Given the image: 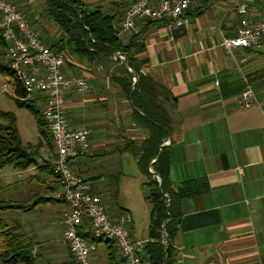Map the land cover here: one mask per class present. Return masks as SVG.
<instances>
[{"label": "crops", "instance_id": "obj_1", "mask_svg": "<svg viewBox=\"0 0 264 264\" xmlns=\"http://www.w3.org/2000/svg\"><path fill=\"white\" fill-rule=\"evenodd\" d=\"M14 1L47 45L65 40L46 16L43 1ZM84 1L90 9L99 7L123 20L135 0ZM260 19V0H194L180 21L141 20L132 33L122 35L124 42L139 36L141 49L135 58L141 72L177 100L175 106L161 98L173 122L167 141L170 180L181 196L174 264H264V41L233 55L222 45V37H235L243 20ZM115 66L105 68L67 57L66 74L83 77L90 85L86 95L73 91L66 97L69 125L91 131L90 152L72 168L100 193L110 218L128 215L134 239L146 244L151 225L150 179L129 145L139 146L148 132L135 123L131 99L114 82ZM249 86L256 102L240 109L238 99ZM52 149L53 162L57 158L53 142ZM5 169L0 170L2 196L13 202L33 197V178L45 199L57 184L39 161L26 171ZM43 176L52 183L46 184ZM142 200L149 211L145 223L135 210ZM66 210L64 203L39 200L31 210L9 212L8 219L20 224L32 242L49 243L61 240ZM108 253L105 242H98L93 257L99 264H109Z\"/></svg>", "mask_w": 264, "mask_h": 264}, {"label": "trees", "instance_id": "obj_2", "mask_svg": "<svg viewBox=\"0 0 264 264\" xmlns=\"http://www.w3.org/2000/svg\"><path fill=\"white\" fill-rule=\"evenodd\" d=\"M9 1L17 5L16 1ZM41 1L47 9L46 16L65 36V40L57 43L54 49L64 51L67 57L76 56L91 63H99L105 68L108 64L121 65L119 74L114 75L113 80L131 99L135 123L148 132V137L139 146H135L134 143L129 145L132 147L131 150L138 160L142 173L150 179L147 184V200L152 207L150 241L146 243L144 259L146 264H163L167 248L164 235L166 232L170 243L168 264H174V242L181 216V196L173 189L170 180L171 159L168 147H164L160 152L161 146L169 140L173 130L171 115L161 98L172 100L175 106L177 100L170 91L141 72L140 63L135 58L136 53L141 49L140 38L134 35L128 42L123 41L119 30L122 16L107 14L99 7L90 9L84 0ZM160 22L174 21L165 19L158 23ZM7 49V43L0 30V58H4V61H0V74L13 87L15 93L12 97L16 106L19 109L28 110L33 115L40 139H47L49 134L44 128L47 124L35 106L38 102L24 100L26 94L11 69L7 59ZM117 53L128 57L129 67L139 78L135 86L134 78L126 70L123 61L120 58L114 61ZM0 120L3 121L0 123V170L7 167L27 170L37 165L35 147L23 144L16 115L12 112L0 111ZM155 160L156 162L152 164ZM150 167L160 177L161 184L150 171ZM46 170L50 171L57 181L56 187L51 189L53 193L60 188L58 178L53 166L49 165ZM121 176V174L117 176V181ZM2 190L0 183V264H45L44 257L35 253V245L22 231L21 225L8 219L9 212L29 210L31 207L8 200L2 196ZM40 200L48 202L52 199L41 198ZM79 234L89 242L94 241L88 219L84 220ZM98 242H105L107 245L109 264H124L114 242L106 240ZM69 264H77V262L74 259V262Z\"/></svg>", "mask_w": 264, "mask_h": 264}, {"label": "built area", "instance_id": "obj_3", "mask_svg": "<svg viewBox=\"0 0 264 264\" xmlns=\"http://www.w3.org/2000/svg\"><path fill=\"white\" fill-rule=\"evenodd\" d=\"M193 2L135 0L126 9L119 26L120 35L132 33L141 20L152 23L165 19L180 21ZM260 4V20H243L235 37H222V45L229 54L257 47L264 41V0H260ZM0 30L8 46L7 59L11 69L26 94L24 100L44 104L42 117L57 152L53 168L60 185L52 199L67 206L62 243L68 247L77 264H99L93 253L100 240L114 242L124 264H146V244L134 239L130 217L121 214L116 220L110 218L100 194L72 168L76 160L90 152L91 131L69 125L65 102L73 91L81 95L89 93L88 81L66 74V53L47 45L29 19L9 0H0ZM255 102L254 90L249 86L238 99V106L247 109ZM85 219L90 221L93 242L79 234Z\"/></svg>", "mask_w": 264, "mask_h": 264}, {"label": "rangeland", "instance_id": "obj_4", "mask_svg": "<svg viewBox=\"0 0 264 264\" xmlns=\"http://www.w3.org/2000/svg\"><path fill=\"white\" fill-rule=\"evenodd\" d=\"M16 4L18 5V3H16ZM0 61H4V58H0ZM121 61H123V59H121ZM123 63H124V61H123ZM113 65H115V64H113ZM110 69H112V68H110ZM120 69H121V65L120 64L116 65L112 69L113 75H118ZM108 71H109V68H108ZM12 96H14L13 87L10 85L8 80L0 74V111L12 112L16 115L18 129H19V132L21 134V138L23 140L24 145L31 144V146L35 147L34 148V154L36 155V158H37V164L39 161L41 165H44L46 167H48L49 165L53 166L54 161L53 162L51 161V157L53 154L52 138H51L50 132L48 130V127H46V126L44 127L46 132L49 134L48 138L44 139V140L40 139L38 126H37L35 118L33 117V115L28 110L19 109L16 106V102ZM35 106L39 109L40 113L42 114L43 106L41 105V103H39V105L36 104ZM0 123H3V121L0 120ZM49 163H51V164H49ZM31 168H29V169H31ZM9 169H10V167H8L7 171H10ZM29 169H27V170H29ZM4 170H6V169H4ZM17 171H26V170H17ZM42 179L43 180L47 179L46 184L48 183V181H49V183H52L51 178H46L45 176H43ZM30 183L32 186V188H31L32 190L30 191V196H33V197L31 199L29 198V200H27V201L21 200V201L17 202V203L22 204L26 207H28V206L31 207L29 210L33 209L38 204V201L42 198L41 195L43 194L42 192H39L38 190H36V187H38L36 179H34V178L31 179ZM54 187H56V185ZM53 193H51V194L49 193L50 199H52ZM53 201H55V200H53ZM142 201H143V204L139 203L135 210H136V216H139L140 220L145 223L147 221V215H148L149 211L147 209L145 200H142ZM62 238H63V236H62ZM62 238H61V240H57V241H53V242H49V243L37 242L34 239L33 243L35 245L34 246L35 247V253L41 254L44 257L43 259H44L45 264L47 262H49L50 264H69V263L74 262V259L71 255L72 253L70 252L68 247H66L62 243ZM137 238H140V236L138 235Z\"/></svg>", "mask_w": 264, "mask_h": 264}, {"label": "water", "instance_id": "obj_5", "mask_svg": "<svg viewBox=\"0 0 264 264\" xmlns=\"http://www.w3.org/2000/svg\"><path fill=\"white\" fill-rule=\"evenodd\" d=\"M123 59V61H124V65H125V68H126V70L130 73V75L134 78V86L138 83V80H139V78H138V76L131 70V68L129 67V60H128V57L125 55V54H122V53H117L116 54V56H115V58H114V60H117V59ZM133 89H134V87H133ZM170 144V142L168 143H165L164 145H162L161 146V148H160V152L162 151V149L164 148V147H166V146H168ZM156 162V160L155 161H153V163L152 164H154ZM152 172V174L155 176V177H157L158 178V180H159V182H160V184H161V179H160V177L158 176V174L156 173V172H154V171H151ZM164 235H165V238H166V243H167V248H166V251H165V256H164V262H163V264H168V250H169V239H168V236H167V233L166 232H164Z\"/></svg>", "mask_w": 264, "mask_h": 264}]
</instances>
